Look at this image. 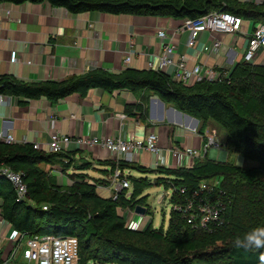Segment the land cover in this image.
Returning a JSON list of instances; mask_svg holds the SVG:
<instances>
[{
	"label": "trees",
	"instance_id": "trees-1",
	"mask_svg": "<svg viewBox=\"0 0 264 264\" xmlns=\"http://www.w3.org/2000/svg\"><path fill=\"white\" fill-rule=\"evenodd\" d=\"M42 2L74 15L99 12L197 20L212 12H228L255 24H264V4H245L238 0H0L14 5ZM97 88L109 93L149 90L181 113L198 119L200 135H204L208 124L215 123L225 134L222 147L246 160L256 161L257 166L239 167L210 160L207 155L191 168L151 169L120 163L122 169L159 178L152 182L146 177L130 175L132 191L124 190L115 201L104 199L98 193L100 187L111 186L117 167L114 161L98 162L100 166L110 167L109 171H102L110 179H94L87 172L94 170L96 163L84 156L78 160L76 155L36 150L33 144L0 142V167H10L23 174L29 200L33 202H18L12 184L0 176L1 215L14 231L23 235L76 237L81 249L80 264H194V261L209 262L210 256L227 258L231 264H260V252L237 249L232 240L254 227H264V66L242 61L220 80H201L190 87L154 70L126 69L121 74L94 70L63 82L42 83L0 76V95L19 98L22 105L41 98L54 105ZM126 112L145 122L146 101L128 106ZM55 164L63 168L72 185H60L58 177L41 167ZM71 169L73 174L69 173ZM216 178L221 179V187L232 203L225 215V225L215 235L190 229L174 212L167 230L155 229L151 221L142 231L128 228L119 214L120 209L147 205L148 198L143 194L153 185L165 184L174 189L176 201L180 188L192 190L201 182ZM121 236H132L134 240ZM139 238L153 239L162 246L141 245L137 242Z\"/></svg>",
	"mask_w": 264,
	"mask_h": 264
},
{
	"label": "crops",
	"instance_id": "crops-1",
	"mask_svg": "<svg viewBox=\"0 0 264 264\" xmlns=\"http://www.w3.org/2000/svg\"><path fill=\"white\" fill-rule=\"evenodd\" d=\"M238 1L264 4V0ZM184 21L166 17L114 16L99 12L74 15L47 2L22 5L0 3V76L10 75L18 81L42 83L63 82L94 70L113 74H121L126 69L149 71L150 64L158 65L162 54V43L157 37L160 30L168 34L165 42H169L170 37L179 31L173 41L177 54L185 55L189 66L201 64L227 74L243 61L256 26L254 22L244 20L242 32L235 35L203 33L197 46L188 49V32L183 29ZM215 41L221 43L217 54L211 51ZM131 50L135 53L131 63L126 65L124 61ZM252 64L264 66L263 50ZM142 100L146 101L145 122L126 112L128 106ZM20 102L19 98L0 95V135H13L16 144H38L39 151L47 153L52 134L68 136L73 141L62 154L76 155V159L84 156L95 162L93 172H87L94 179H110L102 172L109 171L110 167L100 166L98 162L112 160V156L99 147L91 150L79 146L76 140L80 137H114L135 141L144 140L155 133L158 145L165 151L174 147L199 149L202 144L200 121L181 113L149 90L109 93L97 88L86 95H72L54 105L46 98L29 101L26 105ZM210 125L213 123L208 124L204 135L210 133L207 130ZM209 151L210 160L216 161L218 152L221 161L226 160V151ZM150 156L148 153L141 154L137 164L154 169L155 158ZM167 160L171 165H177V161L168 155ZM58 183L64 186L71 184V181L66 175L58 177ZM108 189L100 187L99 195L109 199L101 192H109ZM13 231L12 226L2 218L0 200V264L23 262L19 255L11 259L14 245L10 237Z\"/></svg>",
	"mask_w": 264,
	"mask_h": 264
},
{
	"label": "built area",
	"instance_id": "built-area-1",
	"mask_svg": "<svg viewBox=\"0 0 264 264\" xmlns=\"http://www.w3.org/2000/svg\"><path fill=\"white\" fill-rule=\"evenodd\" d=\"M245 22L244 19L228 12H212L197 20H185L183 29L188 32L186 47L192 49L197 46L198 41L203 33H221L226 35H235L241 33ZM176 32L170 37L165 30H160L157 34L158 39L162 43V54L159 56V63L155 67L150 64L151 70L160 71L184 86L190 87L198 81L207 80L216 82L220 80L226 73L212 68H206L201 64L189 66L185 55H178L174 44ZM221 43L215 41L212 50L217 54L220 51ZM264 51V24L256 23L254 31L249 39L248 48L244 54L243 61L252 64L259 52ZM135 52H128L124 63L129 65L132 55ZM125 118V117H123ZM200 135V134H199ZM202 144L199 149L192 147H174L165 151L158 145V136L151 133L144 140L123 141L120 138H83L76 140L79 146L93 150L94 148H102L107 150L112 160L117 163V167L111 177V186L109 198L113 200L120 199V195L124 190L131 189V183L128 177L132 171L130 169H122L119 164H137L139 156L148 153L155 158L153 168H191L194 161L203 159L210 149L222 150L223 147L216 141L214 135L207 133L200 135ZM73 141L72 138L54 133L51 135L48 149L50 153L61 154L68 145ZM0 142L8 145L16 144L13 135L1 136ZM36 150H40L38 144L34 145ZM168 152V153H166ZM177 161V165H171L167 160V155ZM191 161L187 163L186 161ZM0 176L5 177L13 186L18 202L29 201L28 186L24 180V176L20 172H16L10 167H0ZM215 180V179H212ZM212 180L201 182L196 188L189 190L182 187L178 190L177 200L174 201V189L172 195H167L173 201L172 212L182 217L187 226L194 230L205 233H213L222 228L225 223V215L232 200L227 196L221 185L212 183ZM227 199V200H226ZM44 210H48L44 207ZM132 229L131 227H128ZM14 248L11 259L20 256L23 260L22 264H80L81 249L80 243L76 237H54L49 235H23L13 231L10 237Z\"/></svg>",
	"mask_w": 264,
	"mask_h": 264
},
{
	"label": "rangeland",
	"instance_id": "rangeland-1",
	"mask_svg": "<svg viewBox=\"0 0 264 264\" xmlns=\"http://www.w3.org/2000/svg\"><path fill=\"white\" fill-rule=\"evenodd\" d=\"M207 130H209L210 134L215 136L216 141L222 147L223 138H224L225 134L222 132L221 128H219L218 126L215 125V123H213V125H210ZM222 150L227 152V157H226V160L224 161V163L228 162V163L235 164L239 167H244V168L257 166L256 161L246 160L242 156L236 154L233 151H230L229 149H227L225 147ZM222 150H219V151H222ZM48 153H50V152H48ZM219 155H220V152H218V154H217L216 161L217 162H223V161H221ZM79 159H80V157L78 158V160ZM208 159H211L210 151L208 154ZM41 167L46 169L47 171L51 172L56 177L66 176V174H64L63 168L58 164L50 165V166L42 165ZM73 172H74V169H71V171L69 173L71 174ZM131 175L135 178L146 177L152 182H154V180L156 178H159V176H157V175H142L136 171H133L131 173ZM68 179H70L71 184L68 183V185H65V186H70L73 184L71 178L68 177ZM211 182L212 183L217 182L218 185H221V179L220 178H216L215 180H212ZM131 191L132 190H130V192ZM101 192L104 193V196L110 197V195H111L110 192H107V191L105 192L104 190H101ZM172 193H173V189L171 187L166 186L165 184H161L160 186L153 185L151 188L146 190L143 194V197L148 198L147 199V205H139L140 207H143L146 209V215L145 216L136 214V212H135L136 209H131V208L120 209L119 214L123 218V220L125 221L127 227H131L135 231H142L143 228L145 227V225L148 223V221L153 222V226L155 229H159V228L163 227L164 230H167V228L169 227L171 212L173 209L172 201L170 200V197H167V195H172ZM128 195H130V193H128ZM148 209L150 210V213H148L149 212ZM218 232L219 231L213 232V233H208V234H210V235L214 234L215 235ZM131 237L121 236V238H126L128 240L129 239L134 240ZM218 237H220V236H218ZM218 237H216L217 238L216 240H218ZM200 240H201L200 242L203 241L202 239H200ZM137 242H139L141 245H145V246L151 247V248H160L162 246V243H160L158 241H154L153 239H150V238H139V239H137ZM209 258H210L209 262H207V261H201V262L194 261L193 263L194 264H231V262L227 258H218L215 256H212V257L210 256Z\"/></svg>",
	"mask_w": 264,
	"mask_h": 264
},
{
	"label": "clouds",
	"instance_id": "clouds-1",
	"mask_svg": "<svg viewBox=\"0 0 264 264\" xmlns=\"http://www.w3.org/2000/svg\"><path fill=\"white\" fill-rule=\"evenodd\" d=\"M232 244L245 252H260L259 262L264 264V227H254L242 235L235 236Z\"/></svg>",
	"mask_w": 264,
	"mask_h": 264
},
{
	"label": "water",
	"instance_id": "water-1",
	"mask_svg": "<svg viewBox=\"0 0 264 264\" xmlns=\"http://www.w3.org/2000/svg\"><path fill=\"white\" fill-rule=\"evenodd\" d=\"M136 214L145 216L146 215V209L143 207L138 206L135 210Z\"/></svg>",
	"mask_w": 264,
	"mask_h": 264
}]
</instances>
